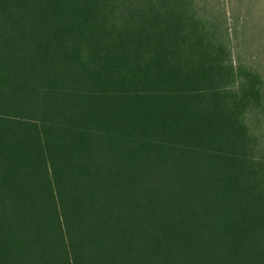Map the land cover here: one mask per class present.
<instances>
[{"label": "trees", "instance_id": "16d2710c", "mask_svg": "<svg viewBox=\"0 0 264 264\" xmlns=\"http://www.w3.org/2000/svg\"><path fill=\"white\" fill-rule=\"evenodd\" d=\"M236 33L210 0H0V264H264Z\"/></svg>", "mask_w": 264, "mask_h": 264}, {"label": "rangeland", "instance_id": "374dc122", "mask_svg": "<svg viewBox=\"0 0 264 264\" xmlns=\"http://www.w3.org/2000/svg\"><path fill=\"white\" fill-rule=\"evenodd\" d=\"M210 1L217 3L226 14L229 30L237 32L236 37L233 35L237 41L232 49L233 60L237 62L242 57L264 74V0ZM235 18H243L245 22L235 21Z\"/></svg>", "mask_w": 264, "mask_h": 264}]
</instances>
